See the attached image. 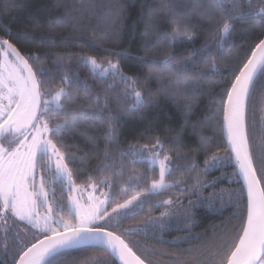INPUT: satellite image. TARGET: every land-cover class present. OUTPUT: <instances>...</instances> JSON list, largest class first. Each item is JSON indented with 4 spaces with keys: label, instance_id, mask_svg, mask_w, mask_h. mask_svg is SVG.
Returning a JSON list of instances; mask_svg holds the SVG:
<instances>
[{
    "label": "snow or ice",
    "instance_id": "snow-or-ice-1",
    "mask_svg": "<svg viewBox=\"0 0 264 264\" xmlns=\"http://www.w3.org/2000/svg\"><path fill=\"white\" fill-rule=\"evenodd\" d=\"M155 3L144 22L142 56L119 49L123 3L98 14L94 3L56 0L53 10L63 16L30 18L31 35L4 23L21 6L16 0L0 9V264H160L155 256L173 264H264V0ZM35 39L40 47L71 43L102 55H25L17 46ZM121 61L148 72L129 74ZM208 86L210 115L193 124ZM162 97L186 101L179 129L152 123ZM128 118L148 123L135 143L124 141L125 150L120 126ZM189 128L198 147L183 152L180 138ZM209 130L226 143L213 147ZM232 160L240 190L216 191L220 177L207 179L209 173ZM217 204L236 211L211 236L193 233V209ZM170 230L186 235L169 241Z\"/></svg>",
    "mask_w": 264,
    "mask_h": 264
},
{
    "label": "trees",
    "instance_id": "trees-1",
    "mask_svg": "<svg viewBox=\"0 0 264 264\" xmlns=\"http://www.w3.org/2000/svg\"><path fill=\"white\" fill-rule=\"evenodd\" d=\"M77 7L80 6L81 0H73ZM86 4H96L97 5V13L102 14L106 10V6L109 3H123L126 8V18L124 19L121 25V42L119 45V49H127L134 56H142L143 52L140 51V46L143 43L145 37L143 35L144 32V22L148 20L150 9L156 6L155 0H83ZM18 5H21L18 8H13L5 19V24H11V28L13 32L16 33H30L29 26L27 24L28 20L32 17L37 19H57L63 16L62 10H53L56 4V0H16ZM8 5V0H0V9L5 8ZM46 11H50V15H45ZM95 23V20H93ZM71 29L65 30L64 33H61L62 36H67L68 32ZM155 39V37H153ZM204 40V36L201 35L200 39L197 40V45L201 44ZM15 42V41H14ZM42 42L39 39L35 40H20L18 42V47L21 48L22 53L27 55L28 53H39L44 55L45 53H64L68 55H89V56H101L102 53L93 51L91 49L81 50V48L75 44L68 43L66 47L63 48H52V47H40L39 45ZM48 44L49 42H43ZM57 44L62 43L61 40L56 41ZM107 47H111L112 45H106ZM162 59V57H161ZM46 66L52 69V71H56L53 67L52 62L45 61ZM63 63V62H62ZM121 65L124 71L129 74H138V75H146L148 72L147 68H144L141 72H137L135 68H133L130 64L121 61ZM72 67L79 73L81 79H88V82L91 84L92 81L88 76V72L75 61L72 63ZM59 80V75L56 76V81ZM55 82V81H54ZM150 87L153 90V93L156 92L159 85L155 82L150 84ZM210 87L203 88V95L199 96L198 101L195 105L194 111L191 117V123L196 124L201 118L206 115H210L207 112V107L210 103ZM81 96L84 95L83 92L80 93ZM218 100L219 97H216ZM186 101L180 97L175 98V102L173 100L164 99L163 97L160 100L161 109L154 113L151 117V121L154 125H157L161 130L165 128L171 129H179L180 126L184 123L183 117L181 115V109L184 107ZM123 106V105H122ZM147 121L141 122L138 119L128 118L125 124L120 126V131L123 133L119 137L121 142V147L126 150L127 144L124 143L127 140L130 143L136 142V137L139 135L143 129L147 125ZM81 131H89L90 126H81ZM95 135L102 136L103 131L90 133ZM161 134L163 132L161 131ZM172 135H175L173 132ZM204 135L211 137V144L213 147L217 145H224L225 138L224 134L220 132H214L212 130L206 131ZM181 147L180 151L189 152L192 149H196L198 147V139L193 136L191 128L187 129L185 134L180 138ZM71 142V141H69ZM140 143H145L144 139L139 141ZM76 143L84 146V141L82 139H77ZM222 155L224 153H221ZM82 155V153H80ZM203 155L197 156V161L200 164V168H203ZM78 166V165H77ZM138 171H143V169L138 165ZM236 169L233 165V161H227L226 166L219 169L212 170L207 179H213L215 177H220V182L216 185V191L220 190H240L241 181L235 175ZM82 180H78L77 183H81ZM213 190L211 188L204 190V195L207 196ZM170 193H166L163 198H167ZM59 195V193H58ZM161 197H153L154 200H159ZM195 199V197H193ZM185 204L187 201L185 200ZM160 209H153L152 215H159ZM196 222L191 225V231L195 234H200L202 236L207 235L211 236L214 226H220L222 223H225L227 218L236 211L231 205H225L223 209L220 208V205L217 204L215 208L208 207H197L193 209ZM140 219V218H138ZM127 226V225H125ZM23 225H21L22 229ZM180 228H183V225H179ZM20 230V229H18ZM186 235L184 231H176L170 230L165 234L166 240H174L177 237H183ZM31 238V237H29ZM191 244H196V240L190 241ZM158 251H166L169 254L175 253L177 251L176 248H167V246L161 247L160 245H155ZM189 247L188 243H183L180 245V248L186 249ZM89 256H99V253H89ZM87 257H85L86 259ZM160 264H173V262L166 257L155 256L154 257ZM4 259H10V257L5 256ZM118 264V263H117Z\"/></svg>",
    "mask_w": 264,
    "mask_h": 264
},
{
    "label": "water",
    "instance_id": "water-1",
    "mask_svg": "<svg viewBox=\"0 0 264 264\" xmlns=\"http://www.w3.org/2000/svg\"><path fill=\"white\" fill-rule=\"evenodd\" d=\"M224 138H225V143H226V137L224 136ZM233 161V165H234V167H235V169H236V172L238 171L237 170V168H236V166H235V161L234 160H232ZM240 181H241V183H242V179H240ZM118 263V262H117Z\"/></svg>",
    "mask_w": 264,
    "mask_h": 264
},
{
    "label": "rangeland",
    "instance_id": "rangeland-1",
    "mask_svg": "<svg viewBox=\"0 0 264 264\" xmlns=\"http://www.w3.org/2000/svg\"><path fill=\"white\" fill-rule=\"evenodd\" d=\"M96 194L99 195V193H96ZM41 211H43V209Z\"/></svg>",
    "mask_w": 264,
    "mask_h": 264
}]
</instances>
